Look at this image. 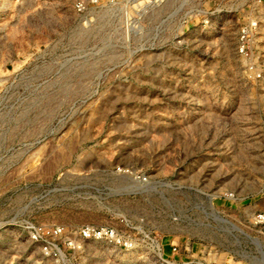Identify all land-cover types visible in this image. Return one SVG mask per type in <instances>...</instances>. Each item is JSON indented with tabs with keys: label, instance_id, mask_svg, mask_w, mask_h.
Returning a JSON list of instances; mask_svg holds the SVG:
<instances>
[{
	"label": "rangeland",
	"instance_id": "1",
	"mask_svg": "<svg viewBox=\"0 0 264 264\" xmlns=\"http://www.w3.org/2000/svg\"><path fill=\"white\" fill-rule=\"evenodd\" d=\"M78 1L0 0V264H52L23 219L117 214L165 255L192 237L264 264V0ZM88 247L69 264H154Z\"/></svg>",
	"mask_w": 264,
	"mask_h": 264
},
{
	"label": "built area",
	"instance_id": "2",
	"mask_svg": "<svg viewBox=\"0 0 264 264\" xmlns=\"http://www.w3.org/2000/svg\"><path fill=\"white\" fill-rule=\"evenodd\" d=\"M94 2L96 0H79L75 7L77 10H82L86 4ZM255 2L258 4L262 0ZM255 27L256 20L252 17L239 28L236 40V50L239 54L246 53L249 38ZM117 216L119 217L117 224L85 223L69 233L61 224H44L32 219H23L19 225L26 238L37 245L42 257L49 259L52 264H69L75 252H82L83 258L86 259L89 254L88 244L98 243L123 252L142 250L145 257L152 259L154 264H228L229 258H232L228 254L222 258L221 252L219 253L214 245L195 243L192 237H187L183 241V249L175 243L171 246V254L165 255L157 237L139 230L136 218L126 214H117ZM214 221L221 226L219 230L229 233L232 237L239 233L244 238L245 232L234 223L230 226L232 229H229L230 221L217 218H214ZM224 223L226 225L222 227ZM253 223L264 225V214L259 213L254 216ZM260 257L264 259V254L262 253Z\"/></svg>",
	"mask_w": 264,
	"mask_h": 264
}]
</instances>
